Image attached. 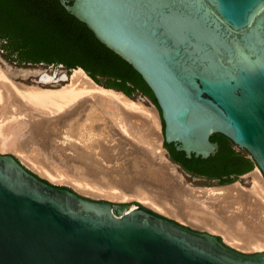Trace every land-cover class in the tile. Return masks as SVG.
<instances>
[{
	"label": "water",
	"instance_id": "water-1",
	"mask_svg": "<svg viewBox=\"0 0 264 264\" xmlns=\"http://www.w3.org/2000/svg\"><path fill=\"white\" fill-rule=\"evenodd\" d=\"M0 54L61 66H41L42 86L78 64L149 98L185 175L244 174L248 152L264 178V0H0ZM0 264H264V250L141 203L89 199L0 153Z\"/></svg>",
	"mask_w": 264,
	"mask_h": 264
},
{
	"label": "bare ground",
	"instance_id": "bare-ground-1",
	"mask_svg": "<svg viewBox=\"0 0 264 264\" xmlns=\"http://www.w3.org/2000/svg\"><path fill=\"white\" fill-rule=\"evenodd\" d=\"M72 71L66 82L49 88L18 81L39 70L0 61V151H14L52 183L66 181L77 190L114 200L136 198L157 212L221 234L240 251L264 250V178L258 168L249 173L248 188L238 181L191 187L159 144L163 134L153 103L150 108L138 98L105 88L82 68ZM38 144L47 145L71 171L79 165L74 161H85L94 175L91 182L95 176L97 182L109 176L106 187L70 178L50 160L52 156L48 163L43 161L46 165L34 163L33 146ZM127 154L132 165L121 158Z\"/></svg>",
	"mask_w": 264,
	"mask_h": 264
},
{
	"label": "rangeland",
	"instance_id": "rangeland-1",
	"mask_svg": "<svg viewBox=\"0 0 264 264\" xmlns=\"http://www.w3.org/2000/svg\"><path fill=\"white\" fill-rule=\"evenodd\" d=\"M0 61H3V62H6V63H8V64H10L11 66H13V67H16V68H25V69H30V70H35V71H37V70H39L40 72L39 73H34L33 75L32 74H30L29 75V77L27 78V79H25V78H20V79H18V81H20V82H22V83H25V84H38L37 82H34L33 81V79H37L38 78V76L43 72V67H41V65H30V66H17V65H14V64H12V63H10L7 59H5L1 54H0ZM73 71H71V73H72ZM70 73V74H71ZM72 75V74H71ZM50 84H56V82H50ZM40 85V84H39ZM45 87H49V88H52V86H45ZM55 87V86H54ZM134 100H136V101H138V99H134ZM142 104H144L145 106H148V107H150V106H152L153 104H152V101L149 99V98H145L144 97V99L142 100V99H140L139 100ZM154 106V105H153ZM152 106V107H153ZM152 107H150V108H152ZM156 108V107H155ZM156 111H157V118H158V121H159V129H160V135H161V137H162V129H161V122H160V116H159V111L157 110V108H156ZM97 131V130H96ZM98 132V131H97ZM162 143H163V140L161 139V141L159 142V144L162 146ZM38 145H40V144H38ZM35 148V149H34ZM42 148H44V146L42 147L41 145L40 146H33V154H32V156H34V158H35V161H33L34 163H36V164H38V165H44L45 163L44 162H46L47 161V163H48V160L47 159H49V157H53V156H55V157H57L56 156V154L55 153H52V150H50V149H47L48 148V146L47 145H45V148H44V150L42 149ZM162 148H164L165 149V147H163L162 146ZM46 150H47V152H48V154H46ZM45 151V152H44ZM0 153H4V154H12V155H14L15 157L17 156L18 158H19V156L14 152V151H12V150H6V151H0ZM51 154V155H50ZM121 154V153H120ZM168 154H169V152L165 149V155L167 156V158L169 159V157H168ZM119 155V154H118ZM130 155V154H129ZM128 154L125 156V155H123V156H121V158L123 157L124 159L125 158H127L128 156H129ZM43 156H45L46 158H44ZM125 156V157H124ZM16 157V158H17ZM50 158V160L52 161V159H53V163H55L56 165H57V167H59V169L60 170H62L65 174H67L68 176H70V178L72 177V178H78V179H82V180H84V181H86L87 183H90V184H92V183H94L95 182V184L97 185V186H105L106 187V182H108L109 180L108 179H110V178H108L109 176H106V177H104V176H102V177H99V180H98V182H97V179H98V177H93L92 179H96V180H93V182H91L92 180H91V177L92 176H94L93 175V172L92 171H89L90 169H88L89 168V165L85 162V161H82V160H76V161H74L73 163L75 164L77 161H79L77 164H75V166H77L78 164V166H77V171L76 170H73V171H71L70 169H69V166L67 167L66 166V164L65 163H63V162H61L60 160H58L57 158H55V157H53V158ZM130 157H132V156H130ZM17 158V159H18ZM44 158V160H42ZM55 158V159H54ZM122 158V159H123ZM20 159V158H19ZM18 159V160H19ZM45 159H46V161H45ZM132 159V158H131ZM21 160V159H20ZM19 160V161H20ZM129 160H130V158H129ZM128 160V158L126 159V161L125 162H127L128 164H131L132 165V160L130 161V162H128L129 161ZM44 161V162H43ZM25 167H27L28 169H30L31 171H33V172H35V173H37L38 175H39V173L38 172H36V171H34L33 169H31V167L29 166V165H27V164H25V163H23L22 162V160L20 161ZM140 163H139V166L140 167H143L144 166V163L142 162V161H139ZM142 162V163H141ZM46 163V164H47ZM45 164V165H46ZM86 164V165H85ZM143 166H142V165ZM63 165V166H62ZM138 165V164H137ZM82 166H83V168L84 167H86L85 168V171L83 170V168H82ZM127 166V165H126ZM139 166H137V167H139ZM136 167V168H137ZM256 167V166H255ZM254 167V168H255ZM81 168H82V170H81ZM253 168V169H254ZM257 168V167H256ZM255 168V169H256ZM141 169V168H140ZM80 170V171H79ZM178 170H180V172L185 176V178H186V180H187V183H188V185H190L191 187H214V186H217V180H212V179H207V178H202V177H199V176H195V175H191V174H189L188 173V175H185V173L181 170V169H179L178 168ZM82 171V172H81ZM89 171V172H88ZM76 172V173H75ZM85 174H84V173ZM88 174H87V173ZM75 175H73V174ZM79 173V174H78ZM90 174V175H89ZM89 175V176H88ZM40 176V175H39ZM91 176V177H90ZM243 176V175H242ZM41 177H44V176H42L41 175ZM251 175L250 174H246L245 175V177H244V180H236L235 182H240L243 186H245L246 188H248L249 186H250V183H251ZM44 178H46V177H44ZM89 178V179H88ZM100 178H101V180H100ZM105 178H107V180L105 179ZM48 179V178H47ZM88 179V180H87ZM50 180V179H49ZM51 181V180H50ZM52 182V181H51ZM100 182V183H99ZM103 182V183H102ZM53 183L54 184H56V185H59V186H62V187H69V188H72L73 190L75 189L76 190V192L77 193H79L80 195H82V196H85V197H87V198H89V199H92V200H96V201H101V200H106V201H109V202H112V203H120V202H125V203H127V204H134V205H139L140 203L141 204H144V206L145 207H147V208H149L150 206H148L147 204H145L144 202L142 203V201H140L139 199H133V198H130V199H128V200H114L113 198H105V196H96V195H94V194H92V193H87V192H84V191H80V190H77L75 187H74V185L72 184V183H69V182H66V181H62V182H58V181H53ZM234 183V182H233ZM102 184V185H101ZM224 185H228V184H224ZM160 190H162V189H160ZM162 193L164 192V190H162L161 191ZM152 207H150V209H151ZM153 209V208H152ZM155 210V209H154ZM158 212H160V211H158ZM160 214H162V215H164V216H166V217H168V218H171V219H174V220H177L178 222H181V223H183V224H185L186 226H189V227H191V228H193V229H195V230H199V231H207V232H211V231H209L208 229H205V228H200V227H193L192 225H189V224H187V223H185V222H182V221H180L179 219H176V218H174V217H172L171 215H168V214H166V213H163V212H160ZM211 233H213V234H217L220 238L222 237L221 236V234H219V233H215V232H211ZM223 238V237H222ZM221 238V239H222ZM229 244V243H228ZM231 245V244H230ZM231 246H233V245H231ZM234 248H237V247H235V246H233ZM237 250H238V248H237ZM240 250V249H239ZM242 252H245V253H252V252H254V251H244V250H241ZM256 251H261V250H256Z\"/></svg>",
	"mask_w": 264,
	"mask_h": 264
},
{
	"label": "trees",
	"instance_id": "trees-1",
	"mask_svg": "<svg viewBox=\"0 0 264 264\" xmlns=\"http://www.w3.org/2000/svg\"><path fill=\"white\" fill-rule=\"evenodd\" d=\"M11 63V62H10ZM12 64H14V63H12ZM14 65H17V66H30V65H18V64H14ZM41 66H44V67H52V68H59V67H61V66H52V65H41ZM66 69H67V72H69V69L70 68H74V69H76V68H82L80 65H78V64H73L71 67H69V68H67V67H65ZM83 69V68H82ZM84 70V69H83ZM85 71V70H84ZM88 75V74H87ZM89 76V75H88ZM90 77V76H89ZM98 84V83H97ZM100 85V84H99ZM101 86H103V85H101ZM105 88H111V87H107V86H104ZM112 89H115V90H119V91H122L121 89H116V88H112ZM123 92V91H122ZM124 94H126L127 96H129V97H131V98H134L136 95H132V94H129V93H126V92H123ZM242 155L244 156V157H246L247 159H249L251 162H252V164H253V168L256 166V164H255V161L253 160V158L249 155V153L248 152H243L242 153ZM171 160L173 161V162H175L172 158H171ZM177 163V162H176ZM252 168V169H253ZM251 169V170H252ZM250 171V170H249ZM248 172V171H247ZM246 173V172H245ZM240 175H242V174H235V173H232V174H228V175H223V176H218V177H214V178H207V179H215V178H217L218 180V184H220V185H224V184H228V183H233V181H235L236 179H238V177L240 176Z\"/></svg>",
	"mask_w": 264,
	"mask_h": 264
},
{
	"label": "crops",
	"instance_id": "crops-1",
	"mask_svg": "<svg viewBox=\"0 0 264 264\" xmlns=\"http://www.w3.org/2000/svg\"><path fill=\"white\" fill-rule=\"evenodd\" d=\"M256 168V167H255ZM254 168V169H255ZM254 169H252V170H250V171H248V172H246L247 173V175L249 174V173H251ZM246 173H244V174H246ZM244 174H242V175H244Z\"/></svg>",
	"mask_w": 264,
	"mask_h": 264
},
{
	"label": "flooded vegetation",
	"instance_id": "flooded-vegetation-1",
	"mask_svg": "<svg viewBox=\"0 0 264 264\" xmlns=\"http://www.w3.org/2000/svg\"><path fill=\"white\" fill-rule=\"evenodd\" d=\"M212 180H218L217 178H215V179H212Z\"/></svg>",
	"mask_w": 264,
	"mask_h": 264
}]
</instances>
